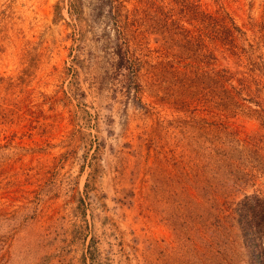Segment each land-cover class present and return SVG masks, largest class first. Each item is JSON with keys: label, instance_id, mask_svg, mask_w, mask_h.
<instances>
[{"label": "rangeland", "instance_id": "1", "mask_svg": "<svg viewBox=\"0 0 264 264\" xmlns=\"http://www.w3.org/2000/svg\"><path fill=\"white\" fill-rule=\"evenodd\" d=\"M195 1L228 18L182 104L153 0H0V264H249L234 209L264 199V88L223 43L264 53V0Z\"/></svg>", "mask_w": 264, "mask_h": 264}, {"label": "trees", "instance_id": "2", "mask_svg": "<svg viewBox=\"0 0 264 264\" xmlns=\"http://www.w3.org/2000/svg\"><path fill=\"white\" fill-rule=\"evenodd\" d=\"M121 7L117 17L123 18V21L128 24L129 16L121 12ZM144 13L149 14L151 21L149 29L156 36L158 48L166 51L172 57L170 60L179 66L178 68L165 65L172 68L169 80L175 84V88L166 91L168 99L184 104L185 101H189V98H195L198 90L195 65L196 57L202 47V31L206 25H210L211 21L223 20L227 14L220 11L214 14L203 11L195 0H170L169 2L153 0L150 11ZM135 20L134 18L132 21ZM187 21L193 26L192 28L184 25ZM228 33L231 40L223 43L227 46L225 53L236 56L240 62L245 61L246 71L242 72V77L236 78L241 85V90L251 93L252 85L264 88V53L253 57L257 48L250 44L249 49H246L237 44L236 39L243 34L239 28L235 27ZM120 59L125 62V56L121 55ZM221 71L227 72L225 69ZM234 75L232 73L228 78L232 79ZM234 211L247 250L248 263L264 264V199L256 194L245 195L236 203Z\"/></svg>", "mask_w": 264, "mask_h": 264}]
</instances>
